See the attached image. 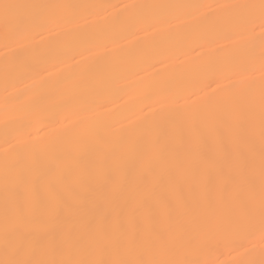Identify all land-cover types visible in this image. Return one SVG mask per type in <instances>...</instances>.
I'll return each instance as SVG.
<instances>
[{
    "label": "bare ground",
    "instance_id": "6f19581e",
    "mask_svg": "<svg viewBox=\"0 0 264 264\" xmlns=\"http://www.w3.org/2000/svg\"><path fill=\"white\" fill-rule=\"evenodd\" d=\"M5 2L46 7L0 14V260L19 246L59 264L99 242L121 258L132 245L177 264H264L258 227L188 223L209 200L259 215L261 0ZM213 80L240 111L206 103Z\"/></svg>",
    "mask_w": 264,
    "mask_h": 264
},
{
    "label": "snow or ice",
    "instance_id": "6c2138e0",
    "mask_svg": "<svg viewBox=\"0 0 264 264\" xmlns=\"http://www.w3.org/2000/svg\"><path fill=\"white\" fill-rule=\"evenodd\" d=\"M46 7L43 5H28V4H16V3H0V14H2L5 23L15 18L18 13L23 9H36ZM246 7L255 8L257 6L251 5ZM261 10V18L264 21V0H261V4L258 6ZM260 27L264 28V22ZM213 84L220 86V81L213 80L206 86V89L212 90V95H208L206 89L207 104H215L223 109H230L231 111H240L241 105L231 99L223 98L217 99L216 89L212 87ZM247 119L250 125H253L256 119V114L251 105L246 111ZM260 129H261V174L264 177V94L260 100ZM173 129L176 127L175 123H172ZM41 132L45 130L40 129ZM46 134V133H45ZM31 135V133H30ZM44 151L41 150V155H44ZM251 199H255L253 193ZM47 210L50 213H55L58 210V205L53 197L50 201ZM189 227L194 232H223L229 234L233 231L242 233L245 237L250 235L257 227L264 237V179L261 182V188L259 193V215L254 207H246L244 212L240 215L233 214L231 211L224 209L218 210L215 202L209 200L205 211L202 214H196L189 220ZM105 240L108 239V234L105 233ZM184 241L182 238H177L176 243L182 244ZM239 247H243V243L239 244ZM124 253H135L133 258H121V255L117 248H114L108 243L93 242L88 247L78 250L77 255L79 258L68 259L59 262V264H177V262L163 259V258H144V251L142 249H134L132 245H124ZM163 251V249L161 250ZM27 253L19 246H12L5 248V259L0 260V264H57L56 261L45 260H32L23 258ZM214 264H224L223 261L217 260Z\"/></svg>",
    "mask_w": 264,
    "mask_h": 264
}]
</instances>
